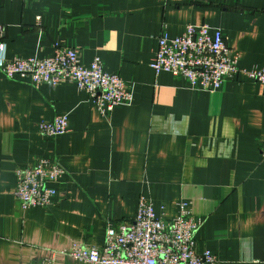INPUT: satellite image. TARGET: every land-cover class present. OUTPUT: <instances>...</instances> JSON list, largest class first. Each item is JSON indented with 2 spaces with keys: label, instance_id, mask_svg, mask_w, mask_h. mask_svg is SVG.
Returning a JSON list of instances; mask_svg holds the SVG:
<instances>
[{
  "label": "crops",
  "instance_id": "0c3cea01",
  "mask_svg": "<svg viewBox=\"0 0 264 264\" xmlns=\"http://www.w3.org/2000/svg\"><path fill=\"white\" fill-rule=\"evenodd\" d=\"M221 31L241 70L264 66V0H0V43L44 59L56 44L99 57L133 95L109 117L75 85L33 86L0 73V264H35L74 243L102 246L106 222L135 218L142 197L165 221L189 205L199 255L264 264V87L240 76L215 92L151 68L158 39L189 25ZM67 116L68 132L40 125ZM58 160L66 175L47 208L19 209L16 171ZM56 264H80L58 255Z\"/></svg>",
  "mask_w": 264,
  "mask_h": 264
},
{
  "label": "built area",
  "instance_id": "2783aa9c",
  "mask_svg": "<svg viewBox=\"0 0 264 264\" xmlns=\"http://www.w3.org/2000/svg\"><path fill=\"white\" fill-rule=\"evenodd\" d=\"M6 49V44L0 43V73L8 80H28L35 87L75 85L79 91L88 93L104 117H109L117 106L133 101L127 83L120 76L106 72L99 57L85 67L75 45L56 44L53 56L44 59H10ZM238 59L231 55L221 31L211 34L207 24L200 28L189 25L183 35L175 38L162 30L150 66L156 75L169 73L186 80L193 90L215 92L226 80L240 76L264 87V66L243 71L238 67ZM40 132L50 139L65 135L67 116L41 123ZM16 174L15 196L19 209L25 212L52 204L56 196L54 185L66 175V170L58 160L41 159L32 167L18 169ZM201 224L192 217L186 202L179 204L176 218L165 221L156 214L153 203L142 197L133 220L123 221L117 228L108 221L104 245L86 247L74 243L35 264H56L58 255L80 264H215L217 259L210 252L199 255L196 251L195 235Z\"/></svg>",
  "mask_w": 264,
  "mask_h": 264
},
{
  "label": "rangeland",
  "instance_id": "374dc122",
  "mask_svg": "<svg viewBox=\"0 0 264 264\" xmlns=\"http://www.w3.org/2000/svg\"><path fill=\"white\" fill-rule=\"evenodd\" d=\"M56 185H57V184H55L54 187H56ZM55 189H56V188H55ZM29 210H30V209H29ZM20 211H21V210H20ZM25 212H26V211H25ZM122 222H123V221H122ZM107 223H108V222H106V227H107ZM112 225H113V224H112ZM81 244H82V243H81ZM82 245H84V244H82ZM84 246H86V245H84ZM86 247H89V246H86ZM43 260H44V259H43ZM72 260H73V259H72ZM73 261H74V260H73ZM75 262H76V261H75Z\"/></svg>",
  "mask_w": 264,
  "mask_h": 264
}]
</instances>
